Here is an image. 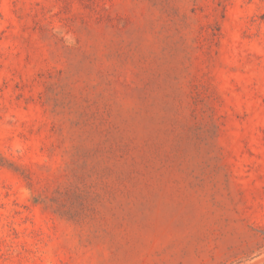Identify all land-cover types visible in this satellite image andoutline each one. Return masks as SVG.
Instances as JSON below:
<instances>
[{
  "label": "rangeland",
  "instance_id": "rangeland-1",
  "mask_svg": "<svg viewBox=\"0 0 264 264\" xmlns=\"http://www.w3.org/2000/svg\"><path fill=\"white\" fill-rule=\"evenodd\" d=\"M0 264H264V0H0Z\"/></svg>",
  "mask_w": 264,
  "mask_h": 264
}]
</instances>
